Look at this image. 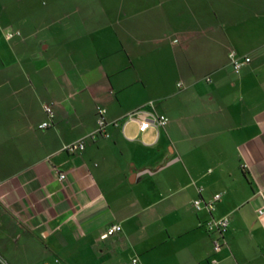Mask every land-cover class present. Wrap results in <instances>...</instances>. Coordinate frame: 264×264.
I'll list each match as a JSON object with an SVG mask.
<instances>
[{
    "label": "crops",
    "instance_id": "crops-1",
    "mask_svg": "<svg viewBox=\"0 0 264 264\" xmlns=\"http://www.w3.org/2000/svg\"><path fill=\"white\" fill-rule=\"evenodd\" d=\"M104 1L89 22L50 19L48 40L20 20L7 39L0 21V60L20 59L0 66V264H264V3L241 0L240 19L207 11L201 33V0ZM232 48L250 57L238 73ZM149 101L165 126L122 125ZM49 103L54 124L40 129ZM98 105L120 124L92 140ZM82 137V150H63ZM217 193L212 210L192 206ZM224 216V232L206 228Z\"/></svg>",
    "mask_w": 264,
    "mask_h": 264
},
{
    "label": "rangeland",
    "instance_id": "rangeland-1",
    "mask_svg": "<svg viewBox=\"0 0 264 264\" xmlns=\"http://www.w3.org/2000/svg\"><path fill=\"white\" fill-rule=\"evenodd\" d=\"M51 0H0V21L4 23H7L8 26H10L12 29H16L15 26L19 20L20 23L26 22H36L42 27L41 35L48 40L49 37V28H50V19L52 18H62L61 22L65 23L66 21L71 20L73 24H79L82 21L89 22L97 17H100L102 14V11L99 10V3H106V1L101 0H64V2H70L72 4H80L82 5V9L78 11H56L52 12L49 11V7L51 6L50 3ZM60 1L61 0H57ZM181 0H169V3L171 4H179ZM255 3L250 4V6H254V8L257 11H261L263 1L262 0H252ZM50 3V4H49ZM262 3V5H261ZM72 4L69 5L72 7ZM242 6V8H241ZM245 4L241 2V0H201L200 2V9H201V33L206 29L204 24H208L210 20L205 17V14L207 11L211 12V10L217 11L218 16H223L224 19H230L229 17H232L234 19H240L243 17V15L246 13L244 9ZM3 7H7L8 9H2ZM226 8V9H225ZM63 13L66 15L65 17H61ZM111 12H109L110 14ZM147 12H138V15L134 18L138 21L139 27L138 29L143 30V35L145 34V29L143 28L144 21H145V15ZM51 15V16H50ZM212 16V13H211ZM213 17V16H212ZM212 17L209 16V18L212 20ZM63 18H67L66 20ZM14 25V26H13ZM79 26V25H78ZM16 27V28H14ZM25 29V28H24ZM52 27L50 28V30ZM53 30H56L55 27ZM71 33H78L81 31L80 26L79 27H73L70 29ZM75 31V32H74ZM62 34L60 30L54 34L55 41H59ZM177 35H171L170 37H174ZM17 39V38H16ZM16 39H13L12 41H15ZM171 41L174 43H177V39L173 40L171 38ZM15 58V56H14ZM13 56H3L2 60H0V66H2V61L6 65L5 67L8 69L11 68H18L20 67V62L14 60ZM230 64V63H229ZM181 83V82H177ZM154 102V101H149ZM12 124H10V133H20V124H16L14 128H12ZM125 133L127 135H133L136 134V126L134 123H129L125 128ZM34 134V133H33ZM38 134V133H36ZM143 134H154V131L152 129L147 130ZM144 138L146 139V135H144Z\"/></svg>",
    "mask_w": 264,
    "mask_h": 264
},
{
    "label": "built area",
    "instance_id": "built-area-1",
    "mask_svg": "<svg viewBox=\"0 0 264 264\" xmlns=\"http://www.w3.org/2000/svg\"><path fill=\"white\" fill-rule=\"evenodd\" d=\"M19 35H20V31L17 29H12V28H5L4 29V36L7 39H10L14 36H19ZM229 58H230V64L232 65L233 70L236 73H238L244 65H246L250 62V57L245 56V55H243V56L239 55L234 48H232L229 51ZM207 80L209 81L210 78L207 77ZM178 86H181V83H178ZM43 111L45 113V119L38 124V128H40V129L49 128L54 124L55 113H54L52 104L51 103L44 104L43 105ZM106 114H107V109L104 106H101V105L96 106V110H95L96 127L92 132H90L88 134V137L90 139L95 140L98 136L108 137L109 133H108L107 127L109 125L120 124V120H118V119L111 120V121L108 120L106 118ZM131 120L137 121L138 130L140 132L145 131L149 127H154L156 129L159 127H163L168 122V118L165 115L159 114L154 110V106H153L152 102H148L146 104V106H142V107L135 109L134 111L126 114V116L124 118V122L122 123V125L124 126L125 123H127L128 121H131ZM85 141L86 140L84 137L79 138L78 140H76L72 143L64 145L63 150H65L67 152L82 150L84 148ZM64 177H65V174L61 173L60 178H64ZM197 190H198V192H200L202 190V187L199 186L197 188ZM219 199H220L219 193L214 194L212 199L209 201H204V200H202L201 197H198L192 201V206L196 210H200L201 208H205L208 211H210L213 209L215 202L218 201ZM257 214L260 217L264 216V205L257 209ZM228 222H229V219L227 216H224V217L219 218V219H211L208 222H206V228L209 231L217 230L220 233H222L226 230V228L228 226ZM120 230H121V226L119 224H113L106 229V231L102 235V237L111 236V235L115 234L116 232H119ZM220 247H221V245L218 242V240H216V239L213 240V250L215 252H218L220 250ZM215 263H216V259L213 258V259L207 261L205 264H215Z\"/></svg>",
    "mask_w": 264,
    "mask_h": 264
},
{
    "label": "trees",
    "instance_id": "trees-1",
    "mask_svg": "<svg viewBox=\"0 0 264 264\" xmlns=\"http://www.w3.org/2000/svg\"><path fill=\"white\" fill-rule=\"evenodd\" d=\"M229 61H230V58H229ZM232 66V65H231Z\"/></svg>",
    "mask_w": 264,
    "mask_h": 264
}]
</instances>
